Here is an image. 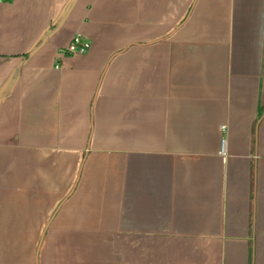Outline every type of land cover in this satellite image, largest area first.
Masks as SVG:
<instances>
[{
    "label": "crops",
    "instance_id": "0c3cea01",
    "mask_svg": "<svg viewBox=\"0 0 264 264\" xmlns=\"http://www.w3.org/2000/svg\"><path fill=\"white\" fill-rule=\"evenodd\" d=\"M0 264H264V0L0 3Z\"/></svg>",
    "mask_w": 264,
    "mask_h": 264
},
{
    "label": "built area",
    "instance_id": "2783aa9c",
    "mask_svg": "<svg viewBox=\"0 0 264 264\" xmlns=\"http://www.w3.org/2000/svg\"><path fill=\"white\" fill-rule=\"evenodd\" d=\"M6 0H0V3ZM91 44L79 33L73 36V39L61 50V54H71V55H78V54H85L90 49ZM222 131L225 130L226 126L223 125ZM225 150V139L222 141V153Z\"/></svg>",
    "mask_w": 264,
    "mask_h": 264
}]
</instances>
